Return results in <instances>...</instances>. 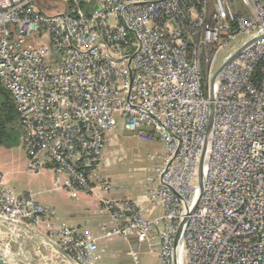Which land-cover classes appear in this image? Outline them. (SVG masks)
Here are the masks:
<instances>
[{"label":"built area","instance_id":"built-area-1","mask_svg":"<svg viewBox=\"0 0 264 264\" xmlns=\"http://www.w3.org/2000/svg\"><path fill=\"white\" fill-rule=\"evenodd\" d=\"M37 1L0 0V81L27 169L92 191L122 121L167 149L148 190L163 208V264H264V0H99L91 10L65 0L70 10L52 14ZM3 178L0 220L37 229L45 208ZM103 204L117 222L108 235L159 230L134 201ZM48 234L94 264L98 237L68 226Z\"/></svg>","mask_w":264,"mask_h":264},{"label":"crops","instance_id":"crops-1","mask_svg":"<svg viewBox=\"0 0 264 264\" xmlns=\"http://www.w3.org/2000/svg\"><path fill=\"white\" fill-rule=\"evenodd\" d=\"M98 2L99 0H96L94 6ZM127 132L128 135L122 136L116 128L109 134V148L96 169V175L91 180L92 191L65 187L62 185L66 179L65 174H57L49 170L41 172L28 170L24 143L22 144L25 151L24 159L11 169H6L3 164H0V173L3 174L7 188L17 195L33 194L35 200L45 208V217L37 226L41 227L43 232L48 234L50 229L56 230L68 226L81 235L98 237L97 249L94 252V264H163L160 258V237L163 223L161 220L157 221L163 208L159 200L153 199L148 192L150 179L157 180L158 168L163 162L153 163L152 166L145 169L138 165L129 172L121 171L117 165L127 157L125 147H123L124 141H121L123 137L124 140L130 137L138 139L137 143L139 144L161 143L148 142L129 131ZM0 149V156L8 154L7 150H13L6 147ZM163 156L161 155V157ZM150 158L154 160L153 156ZM16 173L26 175L27 183L16 181L12 185V178ZM104 198L128 199L136 202L144 216L156 219L158 232L143 240L135 234L108 235V232L116 228L117 222L105 209ZM4 223L6 224V222ZM8 225L10 224L8 223ZM25 226L28 230H32L28 225L25 224ZM41 238L40 234L35 236L36 240ZM66 263L70 264V262Z\"/></svg>","mask_w":264,"mask_h":264},{"label":"rangeland","instance_id":"rangeland-1","mask_svg":"<svg viewBox=\"0 0 264 264\" xmlns=\"http://www.w3.org/2000/svg\"><path fill=\"white\" fill-rule=\"evenodd\" d=\"M83 1L86 3L83 9L87 10V3L96 0ZM37 3L45 12L52 14L68 12L72 2L65 0H38ZM241 41L242 39L239 40V42ZM45 42L44 39H39L37 44H43ZM12 123L14 129L17 130L20 135V142H18L19 144L17 146L12 147L13 150H7L8 154L0 156V164H3L6 169L14 168L15 164L21 162L25 157L24 146L22 147L24 132L21 121L15 118ZM12 123L9 126L12 127ZM117 128L122 136L128 135V132L123 127L122 121H119ZM130 133L132 134V132ZM137 140L133 137L127 140H124V137L121 139V141H124L123 147H125L127 155L123 162L117 163L121 171L129 172L138 165L140 168L145 169L146 167L152 166L153 163L163 162L161 155L167 153V149L164 145L155 143L139 144ZM0 148L3 149L4 147L0 146ZM150 156H153L154 160H151ZM27 180L28 177L23 173H16L12 178L11 184H15L16 181L26 184ZM29 231H37L35 233H37V235L40 234L42 238L36 240L34 236L28 235L23 228L19 227L13 229V226L0 222V249L11 255H18L19 253L22 261L26 264H68L66 263L68 261H66L52 244L60 245L56 238L52 239L50 234L43 232L41 227H37L36 230L32 228V230ZM19 261H21V259H19L18 262Z\"/></svg>","mask_w":264,"mask_h":264},{"label":"trees","instance_id":"trees-1","mask_svg":"<svg viewBox=\"0 0 264 264\" xmlns=\"http://www.w3.org/2000/svg\"><path fill=\"white\" fill-rule=\"evenodd\" d=\"M95 2V1H94ZM94 2L87 3L88 10L95 8ZM86 4L81 0V6ZM72 5V3H71ZM20 120L19 113L14 105L10 92L0 81V146L12 148L20 142V135L13 127V119ZM12 123V127L9 126Z\"/></svg>","mask_w":264,"mask_h":264},{"label":"water","instance_id":"water-1","mask_svg":"<svg viewBox=\"0 0 264 264\" xmlns=\"http://www.w3.org/2000/svg\"><path fill=\"white\" fill-rule=\"evenodd\" d=\"M241 51H242V48L240 50H238V52L233 56V58H231V60H233ZM225 65L221 66L217 70V72L215 73V75L213 76V78L211 80V90H210L211 116H210V120H209V129L211 128L212 121H213V115H214V103H213V101H214V83H215L217 76L220 74V72L222 71V69L224 68ZM199 175H200V178L202 179V176H203V159L200 163ZM0 222H2V221L0 220ZM2 223H4V222H2ZM20 227L23 228L28 235L34 236V237L37 236V234L35 232L29 231L24 224H20ZM52 244L58 250V252H60V254L68 262H70V264H78L77 261L67 251H65L62 247H60L59 245L54 244V243H52ZM19 259H21V261L18 262ZM17 263L18 264H26L24 261H22V258L20 257L19 253H18V255H11L9 253L4 252L2 249H0V264H17Z\"/></svg>","mask_w":264,"mask_h":264},{"label":"bare ground","instance_id":"bare-ground-1","mask_svg":"<svg viewBox=\"0 0 264 264\" xmlns=\"http://www.w3.org/2000/svg\"><path fill=\"white\" fill-rule=\"evenodd\" d=\"M6 224H8V223H6ZM11 226V225H10ZM14 228V227H13Z\"/></svg>","mask_w":264,"mask_h":264}]
</instances>
